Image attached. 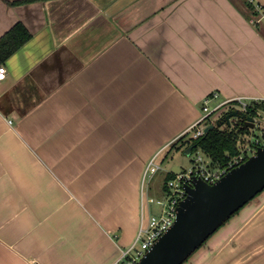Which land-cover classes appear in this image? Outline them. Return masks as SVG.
<instances>
[{
  "label": "crops",
  "instance_id": "1",
  "mask_svg": "<svg viewBox=\"0 0 264 264\" xmlns=\"http://www.w3.org/2000/svg\"><path fill=\"white\" fill-rule=\"evenodd\" d=\"M17 23L30 37L0 63V264H115L151 212L149 159L182 168L169 157L206 97H264V0H0V38ZM183 264H264V190Z\"/></svg>",
  "mask_w": 264,
  "mask_h": 264
},
{
  "label": "water",
  "instance_id": "2",
  "mask_svg": "<svg viewBox=\"0 0 264 264\" xmlns=\"http://www.w3.org/2000/svg\"><path fill=\"white\" fill-rule=\"evenodd\" d=\"M231 118L244 120L253 128L255 119L237 109L226 111L205 133L215 127L231 126ZM192 147L184 153L191 154ZM177 174L179 166H175ZM186 196L180 201L176 220L163 233L137 264H183L236 211L264 190V147H258L238 166L230 169L210 184L194 178L186 186Z\"/></svg>",
  "mask_w": 264,
  "mask_h": 264
},
{
  "label": "built area",
  "instance_id": "3",
  "mask_svg": "<svg viewBox=\"0 0 264 264\" xmlns=\"http://www.w3.org/2000/svg\"><path fill=\"white\" fill-rule=\"evenodd\" d=\"M7 75V70L4 65H0V81L4 80ZM213 95H210L204 99L203 112L196 122L189 128L188 132L191 133V138L195 139L205 134V128L212 124V117H220L228 110L237 109L250 116L251 112H255V119L257 124L258 118L261 116L264 110V97L247 98L245 96H236L224 102L216 105H211L210 102L213 99ZM257 104L262 105L261 108H257ZM223 106H225L223 108ZM237 118H231V126L237 124ZM9 124L11 121L8 120ZM226 126V125H224ZM229 127V128H230ZM247 139V138H246ZM240 152L234 156L224 166L209 167L208 162L205 161L203 154L200 151H196L191 155V166L188 169L180 168L177 174L166 180L164 190L166 192V199H155L154 197L147 196L146 202L148 204H157L161 206L159 214L149 212L148 218L145 221L141 219L139 230L134 242L131 246L121 252L120 258L115 264H137L141 257L151 248V246L159 239V237L165 233L174 223L177 217L178 206L181 200L186 196V186L193 185L194 178H202L204 181L212 184L220 179L230 169L238 166L244 162L251 155L255 154L258 147H264V131L260 137H252L251 139L244 141L240 145ZM158 153L152 156L142 175V202L144 200V189L152 182L153 176L160 170V165L157 161ZM148 182V183H147ZM139 244V248H137Z\"/></svg>",
  "mask_w": 264,
  "mask_h": 264
},
{
  "label": "trees",
  "instance_id": "4",
  "mask_svg": "<svg viewBox=\"0 0 264 264\" xmlns=\"http://www.w3.org/2000/svg\"><path fill=\"white\" fill-rule=\"evenodd\" d=\"M29 37L30 34L22 24H15L6 34H4L0 38V63L6 60ZM256 107L262 108V105L257 104ZM251 115L255 116L256 114L255 112H251ZM223 129L224 130H222V128L215 127L214 129L209 130L204 135L198 138H189L188 140L181 142L182 144L180 145L184 147L186 146V148H188L189 146L192 147L190 156L194 152L200 151L212 163L224 166L230 161V159L239 154L241 143L244 142V140L246 139L245 137L250 136V129L248 126H246L244 120L241 119L237 120V124L233 127L229 128L228 126H226ZM181 140L179 139V142ZM173 176L174 174L171 172L168 174L167 179H170ZM238 211H236L235 213H237Z\"/></svg>",
  "mask_w": 264,
  "mask_h": 264
},
{
  "label": "rangeland",
  "instance_id": "5",
  "mask_svg": "<svg viewBox=\"0 0 264 264\" xmlns=\"http://www.w3.org/2000/svg\"><path fill=\"white\" fill-rule=\"evenodd\" d=\"M224 107L225 106H223V108ZM262 113H263V111H262ZM218 118L219 117H217V116H213L212 117V123H215ZM262 119L263 120H262L261 124H257V125L255 124L256 126L254 125L255 127L253 129L249 128L250 129V134H249L250 136H248V137L244 136L245 138H247L244 141L248 140V138L251 139L252 137H256V136L260 137L262 135V132L264 131V113L262 114ZM258 120H261V119H258ZM235 122H237V121H234V123ZM225 127L226 126L223 125L220 128H222V130H224L223 128H225ZM240 134H243V133H240ZM187 138H188V136L184 140H186ZM185 150H186V146L185 147L181 146L179 149H176V150L173 151V153L169 157V159H172L174 162L178 163L182 168L188 169L191 166L192 158H191L190 155H186L184 153ZM203 157H205V156L203 155ZM205 161L208 162L209 167L218 166L217 164L212 163L207 158L205 159ZM167 165L168 164H166V166ZM155 175H156V177L153 176V179L155 177V179H156L155 180V188H157V189H156L155 192H153L151 194L152 195L151 197H154L155 199L162 198V200H165L166 199V192L164 190V185H165L166 180H168L167 176L162 170L158 171ZM149 206H151V212L152 213H154V214H159L160 213V210H161V206L160 205H157V204L153 203V204H149ZM145 217H146V219L148 217V211L147 210L145 212ZM136 247L139 248V244H137Z\"/></svg>",
  "mask_w": 264,
  "mask_h": 264
}]
</instances>
